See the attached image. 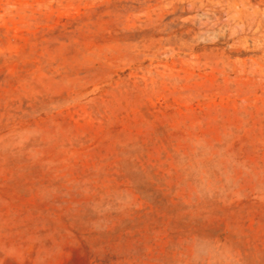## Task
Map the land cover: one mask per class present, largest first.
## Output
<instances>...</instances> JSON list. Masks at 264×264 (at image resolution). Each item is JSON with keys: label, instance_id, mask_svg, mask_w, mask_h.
Wrapping results in <instances>:
<instances>
[{"label": "rangeland", "instance_id": "1", "mask_svg": "<svg viewBox=\"0 0 264 264\" xmlns=\"http://www.w3.org/2000/svg\"><path fill=\"white\" fill-rule=\"evenodd\" d=\"M0 264H264V0H0Z\"/></svg>", "mask_w": 264, "mask_h": 264}]
</instances>
